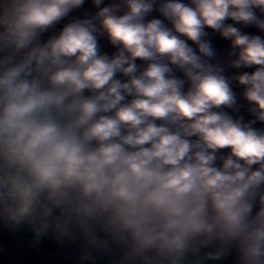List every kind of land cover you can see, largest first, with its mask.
<instances>
[{
	"label": "clouds",
	"instance_id": "obj_1",
	"mask_svg": "<svg viewBox=\"0 0 264 264\" xmlns=\"http://www.w3.org/2000/svg\"><path fill=\"white\" fill-rule=\"evenodd\" d=\"M92 4L0 0V222L82 262L264 264V0Z\"/></svg>",
	"mask_w": 264,
	"mask_h": 264
},
{
	"label": "trees",
	"instance_id": "obj_2",
	"mask_svg": "<svg viewBox=\"0 0 264 264\" xmlns=\"http://www.w3.org/2000/svg\"><path fill=\"white\" fill-rule=\"evenodd\" d=\"M112 0H105V5L111 3ZM87 11H96L92 0H85L82 9L75 10L71 16L83 18ZM159 17V13H153ZM231 22V21H230ZM62 22L57 28L63 26ZM250 34H262L255 27H247L243 29ZM210 39L213 46L219 50V55L226 58V50L229 49V41L223 39L219 34L212 33L210 29ZM51 33H45L43 39H47ZM101 44L105 51L109 53L114 51L106 39H101ZM254 69H245V71H253ZM237 70L228 69L229 74L235 73ZM239 94L241 89L235 88ZM243 107L240 113H231L233 115H242L245 121L252 119L247 111V103L240 98L238 101ZM256 127H264V124L257 123ZM85 250V240L83 236L77 234L75 239H57L52 233L37 239L30 225H21L17 230H12L9 226L0 222V264H114L115 256L96 252L94 261L82 262L81 256ZM213 248L202 249V252L211 251ZM205 264H237L235 252L220 261L206 260Z\"/></svg>",
	"mask_w": 264,
	"mask_h": 264
}]
</instances>
